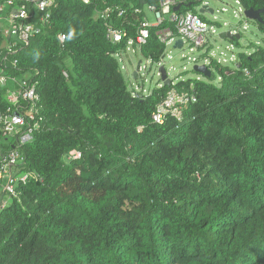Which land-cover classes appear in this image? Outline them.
Here are the masks:
<instances>
[{
  "label": "trees",
  "instance_id": "16d2710c",
  "mask_svg": "<svg viewBox=\"0 0 264 264\" xmlns=\"http://www.w3.org/2000/svg\"><path fill=\"white\" fill-rule=\"evenodd\" d=\"M55 1L19 60L38 81L44 122L23 148L32 176L21 200L0 209V264H264V46L239 52L234 67L211 58L219 83L178 82H194L197 101L183 124L160 125L152 113L170 86L133 95L116 57L136 36L134 11L159 0H106L127 10L119 44L96 17L102 1ZM167 26L140 51L154 63Z\"/></svg>",
  "mask_w": 264,
  "mask_h": 264
},
{
  "label": "built area",
  "instance_id": "2783aa9c",
  "mask_svg": "<svg viewBox=\"0 0 264 264\" xmlns=\"http://www.w3.org/2000/svg\"><path fill=\"white\" fill-rule=\"evenodd\" d=\"M79 1L92 4L95 0ZM97 1H102L104 5L96 11V17L105 22L106 38L113 44H119L128 35L125 27L126 21L129 20L127 10L108 6L106 0ZM192 1L201 7L203 5L210 7V0ZM234 1L240 6L239 12L243 13L244 8L239 0ZM185 2L187 0H159L158 7L148 5L144 10L134 11L137 15L142 14V17L137 19L136 36L129 37L126 49L116 54L122 72L126 70L123 55L131 50L140 52L142 47L148 44L152 28L160 27L166 22H171L174 27H163L156 32L158 40L166 46L174 45L178 39L183 40L182 48L186 43L200 48L204 46L207 34L216 32L214 25L193 11H183L182 6ZM55 6V0H0V133L5 139V146H0V209L8 205L5 201L6 196L21 200L19 186L27 184L32 176V173L26 170L23 148L33 140L35 133L42 127L44 116L35 74L21 71L19 60L23 53L31 51L34 38L50 26ZM177 6H180L178 10ZM208 9L206 8L205 12ZM212 10L215 14V10ZM222 11H227V8ZM149 14L154 16V22H150ZM113 16L117 19L122 18V28L111 24ZM58 38L63 42L66 36L60 33ZM165 55L157 63L147 59L156 68L159 76L161 74L159 67L166 64ZM210 64L211 58L206 60V65L213 71ZM246 73L249 74L247 71ZM64 75L68 77L66 71ZM162 86L164 82L161 80L158 87ZM148 92L142 88L132 94ZM196 101L194 82L187 86H178L171 80L169 91L152 113V121L163 125L168 118L173 117L179 126L185 121V110ZM80 156L78 153L75 157Z\"/></svg>",
  "mask_w": 264,
  "mask_h": 264
},
{
  "label": "rangeland",
  "instance_id": "374dc122",
  "mask_svg": "<svg viewBox=\"0 0 264 264\" xmlns=\"http://www.w3.org/2000/svg\"><path fill=\"white\" fill-rule=\"evenodd\" d=\"M209 4L215 10V14L206 11L202 16L214 25L216 32L207 34L203 47H195L186 43L184 48L178 49L174 48L173 44L167 45L165 68L168 69V78L174 83L189 79H204L209 81L208 78L194 71L195 65L206 64V60L214 58L224 66L234 67L239 52L251 53L254 50L255 44L264 46V33L259 29L257 22L246 19L239 12L240 6L234 0H210ZM224 8H227V11H222ZM197 10L199 11V7H197ZM148 17L150 22H154L152 14H149ZM231 28H237L233 31L240 34V38L237 39L239 45L229 39H222L219 36L222 31L230 30ZM123 59V65L126 67L123 75L131 92H138L142 88L148 92L161 84L156 68L140 52H133L131 50L123 55ZM140 60L142 62L141 70L139 71L138 80H135L132 74ZM213 76H215L214 82L219 83L221 79L218 72L214 69ZM5 201L10 204L12 198L6 196Z\"/></svg>",
  "mask_w": 264,
  "mask_h": 264
},
{
  "label": "water",
  "instance_id": "95a60500",
  "mask_svg": "<svg viewBox=\"0 0 264 264\" xmlns=\"http://www.w3.org/2000/svg\"><path fill=\"white\" fill-rule=\"evenodd\" d=\"M179 8H180V6L176 7L177 10ZM206 8H207V5H203L202 7H200L199 13H201V14L204 13ZM210 10H211V12L213 11L212 9H210ZM262 13H264V9L255 10L253 8H249V9L244 10V16L246 17V19L253 20V21H256L259 23H264V19L262 18ZM219 36L222 39H229L231 41H234L235 39L240 38V34L238 32H234L232 30L222 31L219 34ZM182 46H183V40L182 39H178L174 44V48L181 49ZM141 63L142 62L140 60L137 64V68L134 70V72L132 74V77L135 80H138V78H139V69H140ZM159 71L161 73L160 79L164 82V85L170 86L171 80L168 78L167 70H166L165 66L161 65L159 67ZM194 71H196L197 73L201 74L202 76H204L205 78H208V79H211L213 77V71L206 64L195 65Z\"/></svg>",
  "mask_w": 264,
  "mask_h": 264
},
{
  "label": "crops",
  "instance_id": "0c3cea01",
  "mask_svg": "<svg viewBox=\"0 0 264 264\" xmlns=\"http://www.w3.org/2000/svg\"><path fill=\"white\" fill-rule=\"evenodd\" d=\"M210 5V4H209ZM199 8L201 7V6H198ZM207 8H209L207 11H210L211 12V10L210 9H213V8H211V7H207ZM206 10V9H205ZM244 10H245V8H244ZM199 12V11H198ZM205 13V12H204ZM212 13V12H211ZM199 14H201V13H199ZM203 14V13H202ZM242 15H244V12L242 13ZM206 20V19H205ZM237 29V28H236ZM236 29H234V28H231L230 30H236Z\"/></svg>",
  "mask_w": 264,
  "mask_h": 264
}]
</instances>
